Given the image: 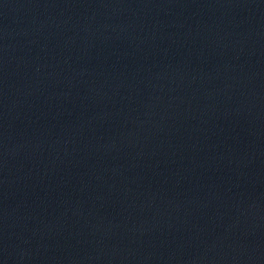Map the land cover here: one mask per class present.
<instances>
[{"label":"water","instance_id":"1","mask_svg":"<svg viewBox=\"0 0 264 264\" xmlns=\"http://www.w3.org/2000/svg\"><path fill=\"white\" fill-rule=\"evenodd\" d=\"M0 264H264V0H0Z\"/></svg>","mask_w":264,"mask_h":264}]
</instances>
